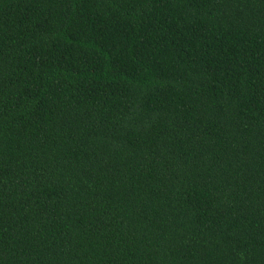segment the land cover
I'll return each instance as SVG.
<instances>
[{
  "label": "trees",
  "instance_id": "16d2710c",
  "mask_svg": "<svg viewBox=\"0 0 264 264\" xmlns=\"http://www.w3.org/2000/svg\"><path fill=\"white\" fill-rule=\"evenodd\" d=\"M0 264H264V0H0Z\"/></svg>",
  "mask_w": 264,
  "mask_h": 264
}]
</instances>
